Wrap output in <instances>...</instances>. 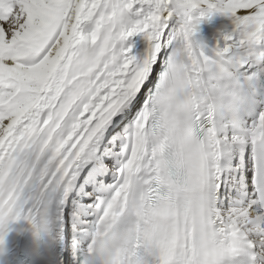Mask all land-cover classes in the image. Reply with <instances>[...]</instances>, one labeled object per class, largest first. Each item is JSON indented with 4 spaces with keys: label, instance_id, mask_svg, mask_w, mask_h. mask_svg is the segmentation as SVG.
<instances>
[{
    "label": "snow or ice",
    "instance_id": "6c2138e0",
    "mask_svg": "<svg viewBox=\"0 0 264 264\" xmlns=\"http://www.w3.org/2000/svg\"><path fill=\"white\" fill-rule=\"evenodd\" d=\"M208 70L247 94L227 123ZM261 84L264 0H0V244L23 221L63 264H261Z\"/></svg>",
    "mask_w": 264,
    "mask_h": 264
},
{
    "label": "bare ground",
    "instance_id": "6f19581e",
    "mask_svg": "<svg viewBox=\"0 0 264 264\" xmlns=\"http://www.w3.org/2000/svg\"><path fill=\"white\" fill-rule=\"evenodd\" d=\"M231 27L232 23L229 17L221 14H213L199 25V30L192 37L193 44L195 46V44L200 43L207 48H211L220 40L221 34L230 30ZM135 39L139 40V38ZM142 47V42L138 43L133 51L136 52ZM258 92H264V84H261ZM258 101L256 97L255 101L241 113V121L245 126L251 122L255 113L259 111L257 107ZM246 148L247 145L244 146L245 151ZM25 225V222L18 221L9 226L10 230L4 236L3 243L0 244V264H22L18 254Z\"/></svg>",
    "mask_w": 264,
    "mask_h": 264
},
{
    "label": "clouds",
    "instance_id": "9594fccd",
    "mask_svg": "<svg viewBox=\"0 0 264 264\" xmlns=\"http://www.w3.org/2000/svg\"><path fill=\"white\" fill-rule=\"evenodd\" d=\"M209 78L215 83L206 90L207 107L215 114L217 122L231 121L247 103V94L239 87H228L226 82L216 80V74L208 70ZM177 135L184 139L190 134V125L186 117H181L176 124ZM253 148L257 154H264V142L256 141Z\"/></svg>",
    "mask_w": 264,
    "mask_h": 264
}]
</instances>
